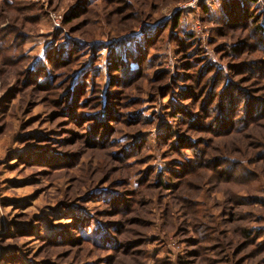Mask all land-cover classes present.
Masks as SVG:
<instances>
[{
    "label": "rangeland",
    "instance_id": "1",
    "mask_svg": "<svg viewBox=\"0 0 264 264\" xmlns=\"http://www.w3.org/2000/svg\"><path fill=\"white\" fill-rule=\"evenodd\" d=\"M262 32L264 0H0V264H264Z\"/></svg>",
    "mask_w": 264,
    "mask_h": 264
},
{
    "label": "trees",
    "instance_id": "2",
    "mask_svg": "<svg viewBox=\"0 0 264 264\" xmlns=\"http://www.w3.org/2000/svg\"><path fill=\"white\" fill-rule=\"evenodd\" d=\"M254 1V0H253ZM245 4L243 3V1H241V6H240V11L241 10H244V6ZM226 10H228V11H225V13L227 14V16H232V17H234V15L235 14H233L234 13V11L233 10H230V9H227L226 8ZM230 10V11H229ZM242 14H243V12H242ZM259 27V26H258ZM261 27H259V29H260ZM261 30V29H260ZM259 30V31H260ZM263 33V32H262ZM261 34V33H260ZM263 39H264V33H263ZM126 66V65H125ZM127 67V66H126ZM136 67H137V64L135 63L131 68H130V70L132 71V70H135L136 69ZM231 109H229V111H230ZM225 116L227 117V114H225ZM220 119H222V117H219ZM193 151V150H192Z\"/></svg>",
    "mask_w": 264,
    "mask_h": 264
}]
</instances>
